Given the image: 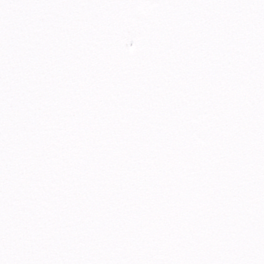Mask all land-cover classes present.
I'll return each mask as SVG.
<instances>
[{
    "label": "snow or ice",
    "instance_id": "obj_1",
    "mask_svg": "<svg viewBox=\"0 0 264 264\" xmlns=\"http://www.w3.org/2000/svg\"><path fill=\"white\" fill-rule=\"evenodd\" d=\"M0 264H264V0H0Z\"/></svg>",
    "mask_w": 264,
    "mask_h": 264
}]
</instances>
